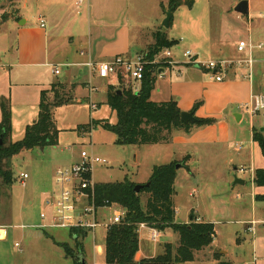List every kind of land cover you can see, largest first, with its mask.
<instances>
[{"label":"rangeland","instance_id":"rangeland-1","mask_svg":"<svg viewBox=\"0 0 264 264\" xmlns=\"http://www.w3.org/2000/svg\"><path fill=\"white\" fill-rule=\"evenodd\" d=\"M91 1V0H90ZM240 1V0H239ZM27 7H21L24 0H0V57L2 59V72H10L11 64H17L18 61V31L19 26L15 22H19L21 17L20 7L24 18L29 19L33 24L38 25V20L42 14L35 4L34 0H28ZM124 8L125 14H130L129 18L138 19L137 24L145 29L161 30L168 34L170 38H185L182 50L178 46L172 53H183L187 48L197 42L200 45L199 52L205 60H209L208 53L212 54V43L220 35L221 25L226 24L228 31L225 38L229 42H237L240 39L251 41L255 45L264 43V0H250V11L248 17H244L235 12L237 0H195L192 9L182 6L173 12L172 27L165 28L163 22L167 12L165 8L169 6V0H126ZM8 16V23L4 22L3 17ZM2 23V24H1ZM87 27V24H84ZM135 31L136 28H134ZM251 30V31H250ZM253 31V32H252ZM68 31L60 32V49L65 53L66 49L72 48L73 52L82 50L83 43L76 39L75 45H71ZM136 36V33L133 32ZM223 35V34H222ZM226 41V40H225ZM227 42V41H226ZM228 42V43H229ZM53 43H51L50 51H53ZM146 52L140 53L145 54ZM64 56V55H63ZM59 57L62 59V57ZM212 58H215L214 56ZM185 59V58H179ZM214 60V59H213ZM53 68H26L25 66L17 67L13 73V81H18V76H24L29 84H36V79L49 84L62 79V76L52 74ZM67 69L61 67V72L65 73ZM37 83V84H38ZM70 86L69 84H67ZM116 88H119L116 86ZM88 99L81 104L71 107L64 106L58 111L57 116L60 126L63 129L60 132L61 143L58 147H48L45 151L34 149L32 151H24L12 159L10 167L15 182L7 185L2 177H0V223L6 225L9 237L0 245L6 247L7 256L5 262L11 264H73L76 263L78 254L73 257H67L65 251L59 244H68L74 248L75 243L71 237L69 230L63 229H36L33 225L40 224V213L42 212V203L45 198L44 185L48 184L53 177L55 168L64 164L69 165L73 160H79L80 153L87 151L90 154L101 157L106 160V164H99L95 167L93 180L98 184L117 183L129 179L133 182L139 181L147 184L155 166L168 164L171 149L162 145H144V146H118L116 145V136L104 129L107 125L117 123V115L109 106L104 103L107 99L105 90H99L91 95L86 92ZM10 100V99H9ZM154 100H158L154 97ZM11 102V101H10ZM102 102V103H101ZM33 103V100H32ZM90 103L97 105V110L90 109ZM40 112V110H39ZM264 118V113L259 114ZM93 117L99 125L93 129L92 135L80 134L76 130H66L68 128L79 126V124L89 123ZM101 120V121H98ZM13 121V114H12ZM21 123V122H20ZM18 123L16 129H13L10 135V141H21L25 136V129L21 128ZM70 126V127H69ZM77 129V128H76ZM15 130V131H14ZM73 147L75 155H60L63 147ZM245 146V145H244ZM249 147L246 146L243 152L236 153L233 148L230 150L229 160L226 158V168L230 169L233 176L236 168H244L245 174H241V180L246 184L244 187L236 188L235 192L219 193V188L214 180L216 179L213 172L202 177L198 182L203 185L204 190L199 191L194 197H190L191 188L179 191L174 196V205L177 209L176 223H185L188 219L190 207L196 208L197 213L205 220H211L213 209L215 207L224 208L230 211L228 218L216 215L220 224L217 226V236L215 237V247L207 248L202 251L195 252V260L180 264H264V222L255 225L258 232L253 236L252 233L246 234L243 229L246 223L253 220V206L251 197V156L247 152ZM67 153V152H65ZM257 165L264 168V156L259 148ZM260 160V161H259ZM67 162V163H64ZM76 163V162H75ZM70 166V165H69ZM68 167V166H67ZM224 165L222 166V168ZM66 168V167H65ZM216 173L218 168L214 165ZM21 173H27L29 179L26 187H23L18 177ZM135 180V181H134ZM137 183V182H135ZM138 183V184H141ZM221 183V182H220ZM209 185V186H208ZM233 187H235L233 185ZM231 193V194H230ZM240 195V197H239ZM148 195H142V205L145 208ZM226 203L224 204V200ZM29 200H33L30 205ZM10 209L13 216L10 217ZM44 209V207H43ZM256 219L264 221V202H257ZM112 211L104 209L101 211L103 218L112 217ZM211 216V217H210ZM250 221V222H249ZM106 231L98 230L96 233H88L84 240V253L87 264H106L105 254L97 251L98 247H105ZM149 231L141 230L139 232L140 246L142 251L147 247V255L149 258H155L165 252L166 245L171 244L173 249L179 245L178 236L171 230L162 232V237L156 243L149 240ZM258 242L260 253L257 259L253 256L252 239ZM16 243L20 247H16ZM262 252V255H261ZM9 253V254H8ZM148 258V259H149ZM141 259L139 261L145 260Z\"/></svg>","mask_w":264,"mask_h":264},{"label":"crops","instance_id":"crops-1","mask_svg":"<svg viewBox=\"0 0 264 264\" xmlns=\"http://www.w3.org/2000/svg\"><path fill=\"white\" fill-rule=\"evenodd\" d=\"M27 1L24 0V4L21 7H27ZM124 1L126 0H87L82 8H78L76 6L77 0H34L42 13L40 15L41 18L38 20V25L24 18L21 7L19 13L21 20L19 22H15L14 20L5 22L14 21L19 26L17 29L19 43L17 53L19 62L10 65V69L12 68L10 72L0 71V104L3 98L10 99L13 114V129H16L18 123L21 122V128L23 124V128L26 131L28 126L37 121L41 92L51 89L53 85L69 84V87L75 86L74 98L76 104H81L84 100L88 99L87 91L90 100L94 92L105 90L108 94L109 86L118 87V84L120 85L115 78L102 79L98 77L88 66L90 62H109L118 57L133 59L138 54L147 52L150 47L154 46L159 33L165 34L169 40L177 41L178 48L182 50L183 43L186 40L185 38H170L167 33L161 30H150L141 27L142 25L139 26L137 24L138 19L129 18L130 14H125L124 8L127 3ZM238 3L239 0H237L235 7ZM163 8L167 9L165 6ZM42 21L45 23V27H42ZM85 23L87 27L85 25L84 28ZM172 25L171 22L170 27ZM221 26L220 35L217 36L211 45L213 49L212 54L208 53L209 60L203 58L204 56L199 52L200 45L197 42L191 45L190 48H187L186 51L184 50L183 53H180V55L178 53L173 54L174 60L178 65L162 69L161 73L163 75L161 77L156 76L155 88L151 93V101L168 102L173 100L178 104L182 112H192L195 105L201 103L196 109L194 116L198 119L217 120L216 124L194 129L190 134L174 132L171 143L162 145L171 149L168 164L178 162L182 165L177 170L175 195H178L179 191H184L183 189L186 188L192 189L189 193L190 197H194L199 191H203L204 187L198 180L208 175V172L214 173L216 178L214 182H216L217 186H221L217 195H220V193L224 195L230 190L232 193L235 192L236 188L244 187L246 184L244 180V184L242 185L235 183L237 178H241V173H238V170L242 167L234 168V174L238 175V177H234L230 169L225 167L227 164L225 160L226 158L229 160V155H231L230 150L232 148L234 152L241 153L246 146L249 147L247 152H250L251 162L249 163L252 165L250 171L253 220H251V223H246L247 226L243 231L246 234H250L247 229L253 223L258 225L264 222L255 218V210L257 202H259L257 196H264V187H257L254 183L255 171L264 168H260L261 166L257 165L259 145L253 141V131L264 128V118L259 115L260 113L254 115L251 111L254 98L258 95H264V51L257 50L255 52V64L252 69L245 66H232L225 73L223 81H217L213 73L206 69L188 64L181 65L186 64V60L179 59L188 51L192 52L195 59L201 63L209 61H236L239 59L240 55L237 52V45L243 39H240L238 43L229 42V39L225 38V33L228 31L227 25L223 24ZM64 31H68L67 37L71 45H75L76 39H79L78 42L80 44L83 43L84 46L81 45V47L84 48L73 52L70 47L64 53L59 46V39L61 37L59 33ZM133 32L136 33V36ZM51 43L54 45L53 51H50ZM176 47H173L171 51ZM61 56H63L62 59L59 58ZM213 56L215 58H212ZM2 59L0 57V68L5 69L7 65L1 66ZM20 66H25L26 68H53L52 74L55 76L63 75V77L62 79L57 78V80L49 82L46 85L42 84L48 82L38 83L41 82L39 79H36V84L31 85L24 76H18V81L15 82L12 80V72ZM55 67L60 69L59 75L54 73ZM61 67L67 69L65 73L61 72ZM155 96L158 100H154ZM104 103L107 104V99ZM76 104L68 105L67 107ZM92 104L95 103H90V106ZM62 108L54 110V118L60 132L63 129H61L62 127L60 126L57 113ZM1 120L2 113L0 107V123ZM93 120L96 121L91 117L89 123L79 124L75 128H68L66 130L74 129L78 131L79 127L86 126ZM79 133L84 134L83 132ZM60 137L61 135L59 136V142L61 143ZM55 148H60V146H56ZM45 150L47 148L40 149L42 152ZM61 152L60 155L76 154L73 152V147L66 148V146L61 149ZM72 164L73 160L69 165L71 166ZM69 165L64 164L66 168ZM214 165L217 166L218 173H216L217 171ZM223 165L224 167L222 168ZM65 167L59 166L54 169L52 179L48 184L46 183L44 185L45 198L56 190V171ZM135 182L141 183L139 181ZM45 198L43 199L42 210ZM221 200L224 199L222 198ZM28 203L33 205L34 202L33 200H29ZM225 203L226 201L224 200ZM215 208L213 209L214 214H212L211 220H205V217L201 216L199 212L197 213L196 208L192 206L188 212V219L182 224H189L192 221L211 223L215 227L217 236V226L220 224V221L215 219L217 218L216 215L219 214L221 215L220 217L225 218L232 215L230 211H225L224 208ZM176 214L177 209H175V217ZM9 215L10 217L13 216L11 209ZM32 227L36 228V224ZM0 228H5L7 231L6 225L2 223H0ZM256 232L258 231L255 228V232L252 235L254 236ZM253 236L252 239L254 240ZM8 237L9 233L7 231V237L0 239V243L5 242ZM252 243L253 256L257 259L260 253V247H258L256 240L252 241ZM141 248L140 246L139 253L136 257L137 261L149 258L147 255V247L143 251ZM211 248L216 249L215 239ZM97 251L103 255L105 254L104 248L102 247H98ZM6 256V247L0 245V264H11L8 261L5 262Z\"/></svg>","mask_w":264,"mask_h":264},{"label":"trees","instance_id":"trees-1","mask_svg":"<svg viewBox=\"0 0 264 264\" xmlns=\"http://www.w3.org/2000/svg\"><path fill=\"white\" fill-rule=\"evenodd\" d=\"M195 0H169L165 11L175 12L178 8L186 6L193 8ZM4 22L9 20L3 17ZM178 42L169 40L165 34H158L156 43L146 52V58L153 60L165 49L176 47ZM156 76L148 68L141 83L139 92H134L120 82L119 88L109 86L107 105L116 113L117 123L107 125L104 129L113 133L118 146H144L166 145L171 143L174 132L190 134L194 129L211 126L217 123L216 119H198L196 124L184 123L181 119L182 111L178 104L171 100L168 102L151 101V93L155 88ZM75 86L56 84L49 90L41 92L39 116L36 122L28 126L24 138L18 142L10 141L12 133V108L9 98L1 100L2 120L0 123V177L7 185L15 180L10 167L12 159L24 151L56 147L59 145L60 130L57 127L54 110L68 105L76 104L74 98ZM201 105L198 103L192 110ZM99 122L91 121L86 126L79 127L78 131L91 132ZM253 141L259 145L264 156V130L253 131ZM174 162L168 165L155 166L149 179L150 186L139 193L135 188L138 183L129 179L117 183L96 184V204L104 206L105 203L118 204L125 210L123 221L112 226L106 233L105 262L106 264H180L195 260V252L211 248L216 237L215 227L211 223L192 221L189 224L175 222L174 196L175 181L177 178ZM254 183L257 187H264V169L255 171ZM147 194L146 207L142 205V195ZM258 201H264V196H257ZM147 224L160 232L171 230L178 236L179 245L176 249L171 244L166 245L165 252L155 258L137 261L140 250L139 225ZM86 232L75 231L71 233L74 248L68 244H59L67 257L78 254L76 263L82 264L81 257L85 258L84 240Z\"/></svg>","mask_w":264,"mask_h":264},{"label":"built area","instance_id":"built-area-1","mask_svg":"<svg viewBox=\"0 0 264 264\" xmlns=\"http://www.w3.org/2000/svg\"><path fill=\"white\" fill-rule=\"evenodd\" d=\"M87 0H77L76 6L82 8ZM42 27L45 23L42 21ZM264 51V43L255 45L251 41H240L237 45V52L240 58L236 61H209L206 63L198 62L192 52L188 51L183 54L186 64L213 73L217 81H223L224 75L232 66L248 67L252 69L255 64V52ZM171 49H165L153 60L146 58V53L137 55L133 59L118 57L109 62L88 63V66L98 77L102 79L115 78L118 83L122 82L127 88L134 92H139L141 83L145 74L150 67V71L157 77H161L162 69L177 66ZM54 73L60 74V69L55 67ZM91 110H97V106L92 104ZM254 115L264 112V95H258L254 98L251 106ZM91 132L84 134H92ZM106 160L87 151H82L80 160L73 163L67 168H61L56 171L55 184L56 190L47 196L44 200V209L40 213V224L36 225L37 229H63L69 230L70 233L82 231L96 233L104 229L106 232L115 225H119L125 216V210L118 204L105 203L104 206L96 204L95 187L96 182L93 180L95 167L99 164H106ZM244 168H240L238 173L244 174ZM29 175L21 173L18 177L19 183L26 187ZM107 209L112 211V217L101 216V211ZM253 223L247 231L255 232ZM141 230L149 231V240L156 243L162 237V232L152 228L147 224L139 225ZM7 237L5 228H0V239ZM16 247H20L16 243Z\"/></svg>","mask_w":264,"mask_h":264},{"label":"water","instance_id":"water-1","mask_svg":"<svg viewBox=\"0 0 264 264\" xmlns=\"http://www.w3.org/2000/svg\"><path fill=\"white\" fill-rule=\"evenodd\" d=\"M235 12L238 13L241 16H248L249 15V0H240L238 5L235 7ZM173 19V11L169 10L166 14V19L163 22V26L165 28H170L171 22ZM181 119L184 123H190V124H196L198 122L197 118L194 116L193 112H183L181 115ZM264 128L262 129V131ZM3 145V137L0 139V146ZM43 150V148H42ZM181 164L176 165V169L181 168ZM236 184H244V181L241 179H236L235 181ZM150 183L147 184H138L135 188L136 192L139 193L141 190H143L145 187H149ZM81 263L82 264H87L86 259L84 257H81Z\"/></svg>","mask_w":264,"mask_h":264}]
</instances>
